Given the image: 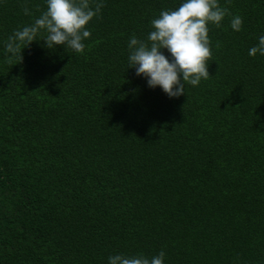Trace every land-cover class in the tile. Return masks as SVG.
<instances>
[{
    "label": "trees",
    "instance_id": "obj_1",
    "mask_svg": "<svg viewBox=\"0 0 264 264\" xmlns=\"http://www.w3.org/2000/svg\"><path fill=\"white\" fill-rule=\"evenodd\" d=\"M22 2L0 0V264H264V0H219L242 30L209 24L210 76L179 97L129 68L128 42L183 0H104L83 54L42 31L10 60L47 7Z\"/></svg>",
    "mask_w": 264,
    "mask_h": 264
},
{
    "label": "clouds",
    "instance_id": "obj_2",
    "mask_svg": "<svg viewBox=\"0 0 264 264\" xmlns=\"http://www.w3.org/2000/svg\"><path fill=\"white\" fill-rule=\"evenodd\" d=\"M230 2V0H229ZM47 7L33 22L14 30L5 42V52L23 60L22 50L42 31L46 46L54 49L58 45L73 52L85 51L84 40L90 38L87 25L98 17L104 7V0H46ZM21 8L26 16L32 15L28 0ZM36 9L40 11V6ZM231 16V28L241 31L243 18L233 16L228 7H222L219 0H183L176 9L162 10L151 21L152 31L147 39L135 34L128 42L129 68L136 69L137 76L147 78L152 88L160 86L169 97L185 94V85L198 86L201 80L210 76L208 61L213 52L209 38V24L221 26L225 17ZM22 45L24 46L22 48ZM219 48V44H216ZM167 49L171 59L161 50ZM264 55V35L249 49V55ZM166 253L148 258L144 255L116 254L108 257L109 264H164Z\"/></svg>",
    "mask_w": 264,
    "mask_h": 264
}]
</instances>
